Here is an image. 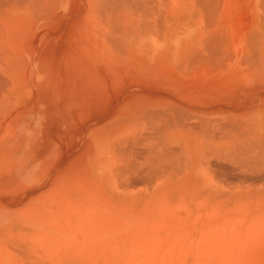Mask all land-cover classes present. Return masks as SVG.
Returning a JSON list of instances; mask_svg holds the SVG:
<instances>
[{"label": "bare ground", "instance_id": "6f19581e", "mask_svg": "<svg viewBox=\"0 0 264 264\" xmlns=\"http://www.w3.org/2000/svg\"><path fill=\"white\" fill-rule=\"evenodd\" d=\"M62 1L0 0V167L8 171L13 164L8 145L18 134L21 113L12 106L14 95L24 85L41 90L36 56L26 48L35 44L43 52V40L60 43L61 33L70 30L71 58L89 62L81 73L92 74L94 60L104 75L113 74L118 87L101 95L100 102L90 91L89 117L82 122L72 159L47 179L48 194L37 195L47 211L55 197L66 203L63 212L80 213L81 222L67 220L63 231L55 210L48 211L54 218L41 220L48 231L35 241L38 249L31 231L26 238L21 225V230L15 227L13 234L25 231L19 241L30 237L33 246L26 244L30 239L17 246L31 251L32 261L26 249L19 246L17 252L11 235L12 243L4 238L13 227L8 224L12 212L0 204L1 247L4 241L9 249L14 246L16 264H264V52H247L260 43L254 40L259 34L253 15L249 24L242 23L234 44L235 58L246 66L237 64L243 79L235 83L233 73L222 69L216 83L231 81L230 88L213 96L219 100H209L213 90L206 76L216 64L210 63L215 55L207 60L209 51L220 45L222 51L223 39H229L228 33H218L221 25L216 32L209 23L211 17L228 15L230 0H64L68 16L55 25L38 22L43 15L36 12L57 13ZM246 2L253 4V13L261 1ZM245 41L255 47L246 45L241 54ZM18 43L30 62L18 56L24 63H17ZM19 62L36 80H18ZM66 232L68 245H60ZM7 247L1 264H7L5 258L13 264V250Z\"/></svg>", "mask_w": 264, "mask_h": 264}, {"label": "rangeland", "instance_id": "374dc122", "mask_svg": "<svg viewBox=\"0 0 264 264\" xmlns=\"http://www.w3.org/2000/svg\"><path fill=\"white\" fill-rule=\"evenodd\" d=\"M246 1H248V0H242V1L230 0L228 15H226V16H224L225 14L223 16L216 15V16H214L215 18L214 17H211L212 19L209 18V21H210V19L213 20V22L210 21L211 24L209 23V25L210 26L211 25L217 26V28H215L216 32H217L218 26L221 25V26H219V30H218L219 31L218 33L221 32L220 36L222 35V32L228 33L227 35H229V37H228L229 39H227V38L223 39L226 42L222 41V51H221V49H219V48H221V45L218 48V51L220 50L222 53L224 51L223 55L228 56V54H229V57H230V59H229V57H225L223 55H220L222 53H217L218 51H214L215 54H214V52L211 53V51H209V57L207 58V60H209V59L213 60L215 58L214 55L216 56V58L214 59L215 61L213 60L210 62L211 64H212V62H214L216 64H212V67L210 64H208V65H210L209 66L210 74H208L206 76V80L208 79L211 82V83H209V88L211 90H213V91H211V94L208 97L209 100L210 99L219 100L218 98L213 97V96L216 95L219 97V94L222 90L230 88L229 82H231V81H229L228 83H224L223 81H219L218 83H216V81H217L216 78L220 80L219 76H221V74H222V72H221L222 69H224L223 73L224 72L227 73V70H229L231 73H233V75H231V76L235 80L234 81L235 83H237L236 81L243 79V77L240 75V73H242L240 71V69H241L240 67L246 68V66L243 63H241L240 60H237V58H235L236 54L234 53L235 52L234 51V44H235L236 38L238 37L237 33L240 31V27H242V23L243 24H245V23L249 24L250 23L249 22L250 21L249 20L250 15H253V20H254V23L256 24V26L254 28L255 34L257 33L260 36V37L258 35L254 36V40L257 39V42H260L258 45L259 47L255 48V50L252 51L253 50L252 48L255 46H252V44H251V47H250V45L247 44L245 41L242 44V49H241L242 51H240V53L244 54L242 52L244 50L245 51L248 50V47H246V45L247 46L249 45V49H252V50H248L247 52L251 51L252 53L253 52L256 53V51L258 50L257 52L259 53V51L261 49L264 52V50H263L264 49V40H263L264 34H262L263 30H264V27H263L264 26V13H263L264 12V8H263L264 5L261 4L264 0H260L261 5L260 4L258 5L259 2L256 3L257 9L253 13L251 11L253 4L246 2ZM231 3H233V5H232V8L230 9ZM238 3H240L242 5H240ZM249 4H250V8H249ZM237 6H239L240 8ZM260 6H262L261 8H263V12L260 10L261 9ZM63 7H65V9H68V6L60 5V6H58L57 13H56V11H55V13H53L51 11H49V12L41 11V13L35 11L37 13L36 16L39 17V16L43 15L42 17H39L40 20L38 22L41 23L40 21L44 20L45 23H49V25H50V23H51V25H55L58 20H63L66 17V15L67 16L69 15V11L65 12V10L61 9ZM233 7H237V8L233 9ZM236 9H238V10H236ZM223 10L226 11V7H224ZM59 11H60V13H59ZM232 11H234V12H232ZM240 12H241V14H240ZM245 12H247V13H245ZM39 13L41 15H39ZM20 14H21V12H18L16 15H20ZM239 14L241 15V17ZM33 16H34L33 18L36 19L35 14H33ZM259 17H262V20ZM30 18L32 19V17H30ZM221 20H222V22H221ZM262 21H263V25H262ZM222 23H224L227 27ZM222 25H224V27ZM260 28H263V29H260ZM221 29H223V30H221ZM224 29L228 30V32L225 31ZM80 30L81 29H79L77 27V32H79ZM56 32L60 33V30L59 31L57 30ZM64 33H65V35L61 33V39L62 40H60V43H59V41H56L55 39H52L51 41L50 40H46V41L43 40L41 43L43 52H41V47L39 45H37V47L35 48V44L32 46V48H26L27 50H30V49L32 50V55H31L32 57L36 56V58H34V66H35L36 71H39V73H40L37 77V82L40 83L41 90L33 91L31 89L30 85H29L30 88L28 87V85H27L28 88H26L24 85V90L22 91V93L20 91H17L16 94L17 93L18 94H17V96H15L16 94L14 95V100L12 101L13 103L15 102L14 105L12 104V106L14 108H16V110L21 111V113L19 115L20 117L18 116V118H17V127H18L17 133L18 134L16 137H14L11 140L10 143L12 146L10 145V143L8 145V147H9L8 151L11 152L10 158H11V162L13 164H11L8 171L5 169L7 166L3 165L2 167H0V204H1V206H4V207L10 209V211L12 213L10 215V218L8 219V224L10 225L13 223V227L11 225L10 226L11 228L8 230L9 233L2 232L1 234H3V233H4V235L7 234L6 235L7 237L5 236L4 238H8V236L11 235V237L10 236L9 237L13 241H15L14 246H15L17 252L20 250V247H22L21 250L23 249L22 245H19L20 247L17 245L18 244H25L24 243L25 240L30 239V237H28V239H25V236H24V239H22L23 242L19 241V240H21V238H23L22 234L25 231H26L25 233L28 234V235H26V238H27V236H30L29 232L31 231V235H32L31 238L34 240V242L32 240V243L34 244V247L37 245L35 248L38 249L39 243L35 244V241L40 240V238H41L40 235H42L48 231V228H46L44 226V224L41 220L45 219V217L50 219L49 216H51V218H54L53 215H47V212L50 210H55L54 216L57 217V220L59 221V226L62 228L63 231H65V228L67 227L66 226L67 220H68V222H71V223L74 222L75 220H78L79 222H81V218H79L80 213L78 215L77 214L71 215L70 212H69V214L63 212L64 211L63 208L66 205V203L61 202V200L56 201L55 197H54L53 203H52L53 205L50 204L51 206H49V207L51 209L47 211V207H44L43 206L44 204L43 205L41 204V203H43V201H39V198L42 196V194H43V196L48 194V190L50 189V185L48 184L47 179L48 180L52 179L54 177V175L56 174V172L60 170V167L63 164H67L70 157L72 159L73 153H74L75 149H77V141H78V137L80 135V129L83 125L82 122L89 117V114L86 112V106L91 104L90 99H88L90 91L92 92V95L95 96L92 99H94L96 102H100L98 100L101 97V95H104V96L106 94L110 95L111 93H113L112 87H118V84L116 83V81H118V80L113 77V74H109V76L104 75L103 72L100 70V68H98V66L95 65L97 62L94 60L92 61V66H94L92 70H94V72L90 75H85V74L81 73L79 68L81 66L82 67L88 66L89 62L85 63L83 60H78V59L73 60V58H71V56L73 55V53H71L73 50L72 49V43H68L67 40H69L70 38L72 39V32H70V30H69L68 33L67 32H64ZM48 37L50 38L51 36L49 35ZM68 37H69V39H68ZM262 37H263V39H262ZM228 40H230V41L228 42ZM52 42L54 43V45L56 43V46H53ZM60 44H61V46H60ZM228 44L231 46L229 47ZM223 45H225V46H223ZM227 45H228L229 49H228V47H226ZM23 46H24V44L23 45L19 44V43L17 44V48H18L17 52H16L17 53V58H16L17 63L19 60L20 61L22 60V59H18L20 56L25 57L26 61L30 62L31 56L26 54V52L24 50L25 47H23ZM64 46L66 47L67 50H65ZM21 47H23V48H21ZM225 47H226V49H225ZM58 48L60 49V51ZM57 50H58V52H57ZM35 52H37V54ZM225 52H229V53L226 54ZM41 53L42 54L44 53L45 56H44V54L41 55ZM216 54L223 56V57H221L223 60V63H222L221 58L219 59L217 57L218 55H216ZM212 55L214 58L212 57ZM41 56L44 58L40 59L43 61V62L41 61V63H40L39 58ZM217 60H220L221 62L218 61L219 64H217ZM239 62L241 63L240 67L237 65ZM22 63H24L23 60H22ZM22 63L20 64V62H19V64H17V67L21 68L23 66ZM203 63H205V62H203ZM221 63L223 65H221ZM15 65H16V62H15ZM78 65H79V67H78ZM204 65L207 66V68H208L207 63H205ZM213 66H214V68H213ZM17 67H16V70L18 69ZM23 70L25 72H23ZM19 71H21L22 73ZM14 72H15V69H14ZM18 72L21 75H19ZM18 72L14 73L15 74L14 77L15 76L17 77V73H18V77L20 76L21 78L19 77V79H18L15 77L14 79L15 80L18 79L22 83H24V81H23L24 79H25V82L29 83V78L30 79L36 78V77H34V74L30 75L31 73L29 71L26 72V69L24 68V66L21 68V70H18ZM99 75H100V77H99ZM112 78L115 82L111 81ZM21 79H22V81H21ZM41 79H42V82H41ZM18 80L16 81V83L19 82ZM100 80H102L101 82H103V83H101ZM41 83H43V84H41ZM221 83H222V85H221ZM97 84H99V85L97 86ZM205 84H208V83H205ZM16 87L21 88L20 84H19V86H16ZM30 90H31V92H30ZM21 94H23V95H21ZM18 95H19V97H18ZM33 96H34V98H33ZM21 97H23V99ZM24 98H25V100H24ZM29 99H30V101H29ZM33 99H34V102H33ZM17 103H19V104H17ZM32 104H34V105L32 106ZM15 105H16V107H15ZM30 106L33 108V110L30 108ZM24 109H26V111ZM73 110H74V112H73ZM17 127H16V129H17ZM16 140H17V143H16ZM18 145L20 148H18ZM72 149H74V150H72ZM71 164H72V162H71ZM53 166H54V168H52ZM37 195H41V196L38 198ZM58 204H60V205H58ZM60 206H62V207L60 208ZM56 207H59V208L56 209ZM79 208H80V206H79ZM60 209H62V210H60ZM32 210L35 211L36 213L31 214ZM59 212H60V215H59ZM36 214L40 218L36 217L35 216ZM39 214H43V215H39ZM75 216H76V218H75ZM41 217H43V218H41ZM66 217H68V218H66ZM14 218H15V220H14ZM20 220H21V222H20ZM37 222H39V223H37ZM44 223H45V220H44ZM24 224H26V225H24ZM19 225H21V227L23 228L22 230H25V231H22L20 233V235H22V236L19 235V232L21 230V227ZM17 226L20 228V230H19V232L15 231L13 234V231H14L13 229L15 227L18 228ZM18 229H16V230H18ZM43 230L45 232H43ZM50 230H52V229H50ZM50 230H49V232H50ZM15 233H18V234H15ZM32 233L37 234V235H33ZM79 234H80V231H79ZM18 235L20 236V239H19V237H16ZM34 236H36V237H34ZM1 237H3V235H1ZM15 238L17 240H14ZM3 239H2V241H3ZM69 239H70V236L66 232L63 236L60 237L61 241H58V242L60 243V245H62V244L68 245V243L66 241H69ZM4 240H7V239H4ZM12 240H10L11 243H12ZM0 241H1V239H0ZM30 241H31V239L26 241V244L29 243V246L31 247L32 243L30 244ZM5 242L6 241L3 242L4 244L2 245V247L0 245V260H1L2 255H3L2 249L3 248L6 249V247L8 246V245H5ZM18 242H20V243H18ZM11 243H9V244H11ZM6 244H8V241ZM33 244H32V246H33ZM9 246L7 247V250L9 249ZM14 246L10 247V249L13 250L12 248ZM24 246H28V245H24ZM24 249H26V248H24ZM24 249L22 251H24ZM85 249L86 248L81 249V252L83 253L85 251ZM14 250L11 252L13 253L12 254L13 255V264H16L14 260L19 258V257L17 256V258H16V255L14 256V254L17 253L16 250L15 251ZM27 250L28 249H26V251ZM27 252H29V251H27ZM30 252H29V254H30ZM18 253L21 254V252H18ZM18 253H17V255H19ZM31 255L32 254H30V258L33 261ZM27 259H29V258H27ZM25 261H27V260L25 259L24 262ZM29 261L30 260H28V262ZM32 261L30 263H32ZM42 262L44 264L46 263L45 260H42ZM4 263L9 264V260L7 261L5 258Z\"/></svg>", "mask_w": 264, "mask_h": 264}, {"label": "crops", "instance_id": "0c3cea01", "mask_svg": "<svg viewBox=\"0 0 264 264\" xmlns=\"http://www.w3.org/2000/svg\"><path fill=\"white\" fill-rule=\"evenodd\" d=\"M64 0L61 2V5H63ZM63 6H68V4L64 3ZM62 10H66L65 7L61 8Z\"/></svg>", "mask_w": 264, "mask_h": 264}]
</instances>
